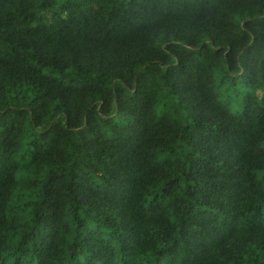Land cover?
<instances>
[{"label":"trees","instance_id":"16d2710c","mask_svg":"<svg viewBox=\"0 0 264 264\" xmlns=\"http://www.w3.org/2000/svg\"><path fill=\"white\" fill-rule=\"evenodd\" d=\"M0 264H264V0H0Z\"/></svg>","mask_w":264,"mask_h":264}]
</instances>
